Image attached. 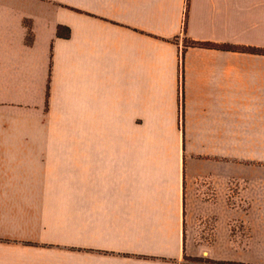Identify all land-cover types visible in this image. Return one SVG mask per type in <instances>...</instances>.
<instances>
[{
    "label": "crops",
    "instance_id": "obj_1",
    "mask_svg": "<svg viewBox=\"0 0 264 264\" xmlns=\"http://www.w3.org/2000/svg\"><path fill=\"white\" fill-rule=\"evenodd\" d=\"M187 2L0 0V264H264V0Z\"/></svg>",
    "mask_w": 264,
    "mask_h": 264
},
{
    "label": "trees",
    "instance_id": "obj_2",
    "mask_svg": "<svg viewBox=\"0 0 264 264\" xmlns=\"http://www.w3.org/2000/svg\"><path fill=\"white\" fill-rule=\"evenodd\" d=\"M188 16H189V0L187 2V7L185 11V19H184V25H183V32L187 33V27H188ZM57 35L59 37L63 38H69L71 35V30L68 27L65 26H59ZM186 47H203V48H218L219 46L211 43H204V42H196V41H188L185 40V48ZM223 48H226L227 46H221ZM232 50H237L239 52H246V53H252V54H264L263 49H257L253 47H236V46H230L227 47ZM48 96H49V86L47 91V102H48ZM185 261L188 264H243V263H226V262H216L209 259H201V258H190L185 257Z\"/></svg>",
    "mask_w": 264,
    "mask_h": 264
},
{
    "label": "rangeland",
    "instance_id": "obj_3",
    "mask_svg": "<svg viewBox=\"0 0 264 264\" xmlns=\"http://www.w3.org/2000/svg\"><path fill=\"white\" fill-rule=\"evenodd\" d=\"M246 188L245 187V183H243V189ZM247 195L245 194V191L244 190H241V186L239 184V198L240 197H246Z\"/></svg>",
    "mask_w": 264,
    "mask_h": 264
}]
</instances>
